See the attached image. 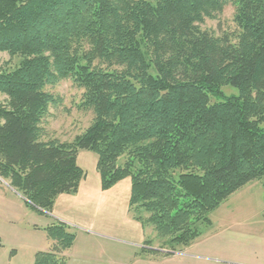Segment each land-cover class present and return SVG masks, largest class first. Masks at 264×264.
<instances>
[{"label":"trees","instance_id":"trees-1","mask_svg":"<svg viewBox=\"0 0 264 264\" xmlns=\"http://www.w3.org/2000/svg\"><path fill=\"white\" fill-rule=\"evenodd\" d=\"M230 4L233 30L202 27ZM0 53L20 59L0 63V179L41 212L76 192L91 150L103 188L130 178L144 245L168 253L264 177V0H0ZM68 79L91 119L61 140L45 131L48 88ZM44 229L31 264H64L75 234Z\"/></svg>","mask_w":264,"mask_h":264},{"label":"rangeland","instance_id":"rangeland-1","mask_svg":"<svg viewBox=\"0 0 264 264\" xmlns=\"http://www.w3.org/2000/svg\"><path fill=\"white\" fill-rule=\"evenodd\" d=\"M216 19H206L203 28L233 30V6H225ZM18 57L0 53V63L13 67ZM57 100L49 109L47 135L70 140L89 124L91 113L78 110L81 89L71 80L48 88ZM222 96L238 95L230 85L220 87ZM219 98L211 95L210 100ZM83 130V129H82ZM77 164L86 174L76 192L56 197L50 212L30 206L0 179V264H30L34 250L50 246L44 227L64 221L75 234L64 264H260L264 250V177L236 190L209 212L211 224L200 226L190 247L163 252L158 243L144 245L150 234L129 211L130 178L103 188L97 156L79 150ZM50 214V215H49ZM152 237V236H151ZM152 256L153 259H150ZM32 263V262H31Z\"/></svg>","mask_w":264,"mask_h":264},{"label":"crops","instance_id":"crops-1","mask_svg":"<svg viewBox=\"0 0 264 264\" xmlns=\"http://www.w3.org/2000/svg\"><path fill=\"white\" fill-rule=\"evenodd\" d=\"M81 182H82V181H81ZM81 182H80V184H81ZM80 184H79V187H78L77 191L80 189ZM9 188H10V187H9ZM10 189H11V188H10ZM11 190H12V189H11ZM59 196H60V195H59ZM49 215H50V214H49ZM146 238H147V237H146ZM146 238H145V239H146ZM145 239H144V240H145ZM191 244H192V243H191ZM190 246H191V245H190ZM190 246H189V247H190ZM46 248H47V247H44V246H43V247H40V249L36 248V249L33 251V252H34V256H35V254H36L35 252L40 251V250H46ZM66 255L68 256L69 254L67 253ZM259 255H260L259 257L262 258V262L260 261L259 263H260V264H264V250H263L262 253H260ZM149 257H150V259H153L152 256H149ZM33 260H34V259H33ZM31 262H32V261H31ZM31 262H30V264H31ZM80 264H84V263H80Z\"/></svg>","mask_w":264,"mask_h":264}]
</instances>
